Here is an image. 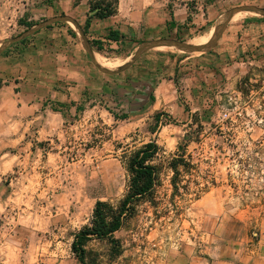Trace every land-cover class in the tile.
I'll use <instances>...</instances> for the list:
<instances>
[{
    "label": "rangeland",
    "instance_id": "374dc122",
    "mask_svg": "<svg viewBox=\"0 0 264 264\" xmlns=\"http://www.w3.org/2000/svg\"><path fill=\"white\" fill-rule=\"evenodd\" d=\"M245 6L264 9V0H120L118 14L94 21L85 35L95 60L118 72L142 45H193ZM87 12V0L77 7L74 0H0V48L58 17L84 31ZM263 20L238 13L204 52L151 49L115 75L93 65L71 23L9 45L0 54L1 80L40 79L29 90L40 107L31 134L0 158V264H80L76 234L90 225L98 201L118 206L125 198L131 158L151 142L159 147L150 162L158 168L153 190L112 239L87 244L86 264H181L214 237L234 245L242 228L251 233L248 248L264 252ZM109 28L123 42L106 41ZM213 58L222 63L215 70ZM82 62L102 78L98 86L77 88L63 77ZM13 68L24 70L14 75ZM185 135L191 141L182 154ZM180 155L190 166L180 169L175 189L170 163Z\"/></svg>",
    "mask_w": 264,
    "mask_h": 264
},
{
    "label": "crops",
    "instance_id": "0c3cea01",
    "mask_svg": "<svg viewBox=\"0 0 264 264\" xmlns=\"http://www.w3.org/2000/svg\"><path fill=\"white\" fill-rule=\"evenodd\" d=\"M110 19H96L94 21L107 22ZM210 32L211 36H213V30ZM202 61L196 60L193 65H198V69L202 68L204 63ZM210 63V69L212 70L218 69L222 64L216 58H213ZM19 69L22 68H13V74L18 75ZM70 69L71 76L64 74L63 77L67 80L75 81V87L77 88L82 86L86 90L87 87L98 86L103 81L101 77L95 74L93 68L88 63H84L81 67L71 65ZM74 76L77 77L74 78ZM1 77L2 75L0 74V158L2 159L4 157L1 156L9 157L10 150L16 148L22 140L31 134L34 125H36L39 119L37 111L40 105L34 101L35 95L30 94L29 90L33 89L34 86L40 87V79L35 76L32 78L17 76L14 80H1ZM58 93L62 95V92L55 91V97L61 103H64L62 102L64 101L63 98L57 96ZM236 235L241 236V239L238 237L234 245L230 243L226 244L225 240L214 237L212 244L202 248L196 255H190L188 258L184 257L179 262L181 264H264V252L258 248L254 251L248 248L251 237L250 231L242 228ZM239 240H241L240 243ZM172 264H174V259L172 260Z\"/></svg>",
    "mask_w": 264,
    "mask_h": 264
},
{
    "label": "trees",
    "instance_id": "16d2710c",
    "mask_svg": "<svg viewBox=\"0 0 264 264\" xmlns=\"http://www.w3.org/2000/svg\"><path fill=\"white\" fill-rule=\"evenodd\" d=\"M82 0H74V6L77 7ZM120 0H87L88 12L84 26L85 34L90 30L94 20H107L115 17L119 11ZM171 22L169 26L175 23L174 14L170 12ZM264 21V20H263ZM31 28L32 25H27ZM106 41L120 44L125 36L119 30L109 29ZM98 49L101 50L103 42L96 41ZM152 97V101H154ZM160 116L158 115V118ZM179 150L185 153L186 143L191 141L190 136H184L180 139ZM159 152V147L155 142L145 145L138 150L131 158L129 171L131 174L130 187L125 198L118 206H113L107 202L98 201L93 210V218L89 226L84 227L76 234L72 243V251L76 255L80 264H86L88 255L87 244L93 239H112L114 234L118 232L124 221L131 215L134 204L141 198L149 194L156 183L158 168L150 162L154 160ZM189 163L180 155L174 158L170 163V167L174 172L173 185L176 189V183L180 176V169L187 168Z\"/></svg>",
    "mask_w": 264,
    "mask_h": 264
},
{
    "label": "water",
    "instance_id": "95a60500",
    "mask_svg": "<svg viewBox=\"0 0 264 264\" xmlns=\"http://www.w3.org/2000/svg\"><path fill=\"white\" fill-rule=\"evenodd\" d=\"M242 12H248V13H254V14H258L264 17V9H260L257 7H251V6H245V7H241V8H236L233 9L228 16L226 17L225 21L222 23L221 26L216 28V31L214 33V37L210 40V42L204 46H193L190 45L188 43H184V42H180V41H176V40H169V39H165V40H160V41H155V42H150V43H146L144 45H142L139 50L135 53V55L132 57V60L126 64H124L122 67L119 68L118 72L116 71H111L108 70L106 68H104L103 66H101L94 58V56L92 55L91 52V47H90V43L85 35V32L79 27L78 23L68 17V16H64V17H58V18H54L49 20L48 22H46L45 24H42L38 27L32 28L31 30H29L27 33L23 34L21 37L11 40L9 42H7L3 47L0 48V54H2V52L11 44L18 42L20 40L25 39L26 37H28L31 34H34L35 32H37V30L44 28L46 26H48L49 24L52 23H56V22H66V23H71L73 24L78 31L80 32L82 39H83V44H84V48L90 58V60L92 61L93 65L102 73L106 74V75H115L119 72H124L127 69H129L135 62L138 61V59L148 50L151 49H155V48H161V47H172V48H177L181 51L184 52H188V53H197V52H204L205 50H207L218 38H220V36L224 33V31L226 30L228 24L231 22V20L234 18V16L238 13H242Z\"/></svg>",
    "mask_w": 264,
    "mask_h": 264
},
{
    "label": "bare ground",
    "instance_id": "6f19581e",
    "mask_svg": "<svg viewBox=\"0 0 264 264\" xmlns=\"http://www.w3.org/2000/svg\"><path fill=\"white\" fill-rule=\"evenodd\" d=\"M210 36H211V32L209 33L208 36H205V37H201V38H199V39L192 40V44L197 45V46H202V45H204V44L206 43L205 41H207L208 38H209ZM213 37H214V36H213ZM213 37H211V38L209 39L208 43L210 42V40H211ZM208 43H207V44H208ZM99 59H100V62H101L104 66H109V67H111V66H114V65H115V63H112V61H109V60L104 59V58H102V57H100Z\"/></svg>",
    "mask_w": 264,
    "mask_h": 264
}]
</instances>
